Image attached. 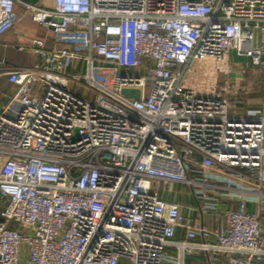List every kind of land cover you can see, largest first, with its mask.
I'll return each mask as SVG.
<instances>
[{
    "label": "built area",
    "instance_id": "built-area-1",
    "mask_svg": "<svg viewBox=\"0 0 264 264\" xmlns=\"http://www.w3.org/2000/svg\"><path fill=\"white\" fill-rule=\"evenodd\" d=\"M17 1L0 0V36ZM24 5L66 41L34 38L40 59L0 106V264L263 259L264 83L250 102L259 77H237L232 52L264 72V0ZM180 185L201 213L209 190H235L239 204L226 226L194 227L168 198Z\"/></svg>",
    "mask_w": 264,
    "mask_h": 264
},
{
    "label": "crops",
    "instance_id": "crops-1",
    "mask_svg": "<svg viewBox=\"0 0 264 264\" xmlns=\"http://www.w3.org/2000/svg\"><path fill=\"white\" fill-rule=\"evenodd\" d=\"M55 0H18L15 8L20 13V17L15 25L0 36V106L6 103L13 95L20 82L25 78V70L36 64L40 57L31 48L34 38L44 39L46 46L51 47L66 41L64 37H57L51 29L40 25L34 21L26 12L24 3L37 4L45 8H52ZM238 77V76H237ZM178 192L170 195V201L181 204L184 214L193 218L194 227L202 224L211 230L226 226L227 218L225 211L235 208L239 204L240 193L235 190L220 188L217 192L206 191L208 194V206L203 208V212L198 211L197 195L184 185L178 187ZM192 192V193H191ZM250 212L257 211V204L253 201L248 203ZM260 227L264 238V215L260 217ZM186 227L177 230L176 238L186 239ZM197 240H200L197 238ZM170 253L177 254L175 249H170ZM230 255L221 253L219 255L196 251L186 253L183 256V264H229ZM165 264H179V261L166 262ZM256 264H264V258Z\"/></svg>",
    "mask_w": 264,
    "mask_h": 264
},
{
    "label": "rangeland",
    "instance_id": "rangeland-1",
    "mask_svg": "<svg viewBox=\"0 0 264 264\" xmlns=\"http://www.w3.org/2000/svg\"><path fill=\"white\" fill-rule=\"evenodd\" d=\"M232 57L238 63V67L240 69H242V71H238L236 73V75L238 77H242L243 74H247V76H250V77H255V76L259 77L258 82L256 84H254V86H253L255 91H256V94H255L253 99H250V102H251V100H253L254 103L259 104L260 103L261 93L258 90V86L262 85L264 83V72L262 70H260V69H256V71H253L252 68L250 67L249 62H248L249 59L246 58V57H238V56H236L234 51L232 52ZM113 70L114 69H105L104 70V73L106 74V77L109 80L108 82H112V78H113L112 75H113V72H114ZM74 71H78V69L75 68ZM238 107H239V109H243L246 106H244L243 103H239ZM188 189H189V187H188Z\"/></svg>",
    "mask_w": 264,
    "mask_h": 264
},
{
    "label": "water",
    "instance_id": "water-1",
    "mask_svg": "<svg viewBox=\"0 0 264 264\" xmlns=\"http://www.w3.org/2000/svg\"><path fill=\"white\" fill-rule=\"evenodd\" d=\"M123 92H124L125 94H128V95H133V92H132V91H130V90H126V89H125ZM134 96H136V97H137V96H138V94L136 93V94H134ZM76 132H78V130H76Z\"/></svg>",
    "mask_w": 264,
    "mask_h": 264
}]
</instances>
